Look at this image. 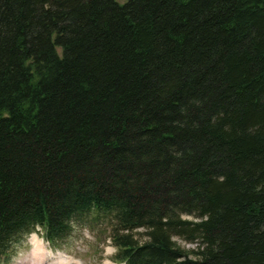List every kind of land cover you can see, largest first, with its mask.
Here are the masks:
<instances>
[{
    "label": "trees",
    "instance_id": "16d2710c",
    "mask_svg": "<svg viewBox=\"0 0 264 264\" xmlns=\"http://www.w3.org/2000/svg\"><path fill=\"white\" fill-rule=\"evenodd\" d=\"M90 216L123 264H264V0H0V257Z\"/></svg>",
    "mask_w": 264,
    "mask_h": 264
},
{
    "label": "rangeland",
    "instance_id": "374dc122",
    "mask_svg": "<svg viewBox=\"0 0 264 264\" xmlns=\"http://www.w3.org/2000/svg\"><path fill=\"white\" fill-rule=\"evenodd\" d=\"M186 217L194 219L193 216ZM112 225L113 222L108 217L90 216L80 223L73 224L68 236L51 244L38 228L18 240L5 256L0 257V264H26L25 261L33 249L31 238L35 236L44 243L49 253L44 264H58L57 260H60L61 254L66 255L67 260L63 259L59 264H122L114 260L116 247L112 244L110 236ZM143 231L139 229L134 234L135 237L144 239ZM174 239L184 249H192L196 245L177 237Z\"/></svg>",
    "mask_w": 264,
    "mask_h": 264
},
{
    "label": "bare ground",
    "instance_id": "6f19581e",
    "mask_svg": "<svg viewBox=\"0 0 264 264\" xmlns=\"http://www.w3.org/2000/svg\"><path fill=\"white\" fill-rule=\"evenodd\" d=\"M33 237V236H32ZM31 242H33V249H32V254L28 259L25 261L26 264H44L46 258L48 257L49 253L46 249V246L44 243L38 239L36 236L32 239ZM60 260H57V262L62 263L63 259L67 260V256L61 254L59 257ZM24 262V263H25ZM69 262V261H68ZM58 263V264H59ZM57 264V263H56Z\"/></svg>",
    "mask_w": 264,
    "mask_h": 264
}]
</instances>
